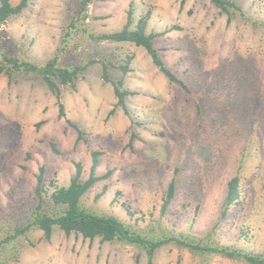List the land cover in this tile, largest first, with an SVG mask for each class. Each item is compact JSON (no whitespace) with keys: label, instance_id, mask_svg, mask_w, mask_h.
<instances>
[{"label":"rangeland","instance_id":"374dc122","mask_svg":"<svg viewBox=\"0 0 264 264\" xmlns=\"http://www.w3.org/2000/svg\"><path fill=\"white\" fill-rule=\"evenodd\" d=\"M234 1L245 16L230 17L209 0H92L65 44L80 0H29L0 25V48L10 56L42 66L59 54L61 65L84 68L60 86L63 118L39 75L0 76V243L33 222L41 169L49 196L69 186L77 163L87 180L99 152L96 176L108 177L83 197L87 210L152 238L184 235L264 253V0ZM131 4L132 27L149 13L146 32L161 34L154 47L188 92L169 82L143 47L89 36L121 31ZM119 80L133 93L126 109L115 96ZM236 176L239 197L225 214ZM174 179L175 197L163 211ZM0 248V264L148 262L145 250L60 229L49 241L33 229ZM153 264L248 263L169 243Z\"/></svg>","mask_w":264,"mask_h":264},{"label":"trees","instance_id":"16d2710c","mask_svg":"<svg viewBox=\"0 0 264 264\" xmlns=\"http://www.w3.org/2000/svg\"><path fill=\"white\" fill-rule=\"evenodd\" d=\"M223 13L232 17L233 15L245 16V12L241 4L234 0H209ZM29 0H21L17 5L12 4L11 0H0V25L5 24L9 19L20 15L27 7ZM92 0H80L79 11L77 17L68 25L62 43H67L72 37L74 31L83 25L80 21H86L88 18V9ZM133 7L127 12V21L121 31L114 33H107L101 35H93L83 27L85 33L89 32V36L97 41H111V42H131L137 46L143 47L151 56L153 63L159 71L169 80V82L176 84L182 90L189 91L188 86L177 77V75L166 67L158 50L154 47V40L161 34H147L146 27L149 18V13L142 18L133 28ZM231 19V18H230ZM229 19V20H230ZM65 52L67 50H64ZM59 54L55 55L47 63L38 66L29 61H21L16 57L10 56L6 51L0 48V76L5 75L10 78L15 73L37 74L49 90L53 92L60 102L61 92L60 86L70 85L78 78V74L84 68L76 67L74 65L63 66L60 64ZM124 73L128 72V67H121ZM108 80V76L104 77ZM123 81L119 80L114 84L115 96L118 100V106L126 109L125 101L129 95L133 93L122 89ZM60 117H65V107L60 102ZM114 111H111L112 115ZM135 136L132 137V140ZM99 152L93 153V163L91 166L90 177L87 180L82 179V165L76 164V173L72 178L69 186L60 187L56 189L51 195L45 196L44 184V170L41 169L37 176V205L33 210V222L25 227L17 228L16 233L8 237L4 242L15 239L18 235H25L27 232L37 229L42 231L46 240L52 238L55 229H60L67 236L72 234H80L85 239L94 240L101 238L105 242L123 243L145 250L148 257L147 264L154 263L155 251L162 248L169 243H173L180 247L187 248L191 252L200 255L208 256L213 254H221L228 258L236 260H243L248 264H264V253L253 254L237 248H230L220 245L203 244V240L188 237L184 235L163 236L159 238H152L148 235H143L132 226L122 222L115 216H106L95 214L82 206V199L86 193L100 180L106 179L108 175L103 177L96 176L98 167ZM240 177L236 176L228 183L227 196L225 200V214L230 205H232L239 197ZM176 181L171 182L166 198L163 204V211L170 205L175 197ZM45 203H50L56 210V213L50 214L45 207ZM0 243V247L4 244ZM1 249V248H0Z\"/></svg>","mask_w":264,"mask_h":264}]
</instances>
